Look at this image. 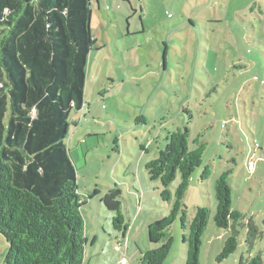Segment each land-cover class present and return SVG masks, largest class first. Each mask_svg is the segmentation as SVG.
Returning a JSON list of instances; mask_svg holds the SVG:
<instances>
[{
	"label": "rangeland",
	"instance_id": "rangeland-1",
	"mask_svg": "<svg viewBox=\"0 0 264 264\" xmlns=\"http://www.w3.org/2000/svg\"><path fill=\"white\" fill-rule=\"evenodd\" d=\"M92 9L97 41L85 105L72 111L66 139L86 200L84 264H125L123 257L144 264L142 252L160 246L148 241L147 228L171 215L181 175L165 201L161 180L146 166L165 148L167 132L186 126L191 149L206 144L182 200L190 219L199 207L210 211L199 264H240L259 254L264 260V0H92ZM224 173L243 217L236 252L219 261L232 234L215 223L216 182ZM111 189L122 194L126 236L102 202ZM250 220L259 229L252 248ZM181 221L178 213L163 264H186ZM8 249L0 232V264Z\"/></svg>",
	"mask_w": 264,
	"mask_h": 264
},
{
	"label": "trees",
	"instance_id": "trees-1",
	"mask_svg": "<svg viewBox=\"0 0 264 264\" xmlns=\"http://www.w3.org/2000/svg\"><path fill=\"white\" fill-rule=\"evenodd\" d=\"M92 11V0H0V232L9 243L4 264H84L87 238L81 208L86 200L79 194L66 139L72 111L85 105L88 61L97 41ZM189 136V126L168 131L160 156L147 163L151 179L163 184L165 201L173 197L170 187L178 174L181 181L171 215L147 228L148 241L160 246L142 253L144 264L164 263L173 245L169 229L178 213L186 264L200 263L210 211L199 207L190 219L182 200L206 144L191 149ZM210 173L207 166L203 179ZM121 197L119 189H111L102 202L126 236L130 224L125 223ZM216 197L215 223L232 230L218 256L223 261L238 248L236 225L243 217L232 206L228 173L218 178ZM248 226L252 248L259 229L253 220ZM240 264L264 260L259 254L247 262L242 258Z\"/></svg>",
	"mask_w": 264,
	"mask_h": 264
},
{
	"label": "built area",
	"instance_id": "built-area-1",
	"mask_svg": "<svg viewBox=\"0 0 264 264\" xmlns=\"http://www.w3.org/2000/svg\"><path fill=\"white\" fill-rule=\"evenodd\" d=\"M122 261H123V263L126 264L128 262V259L126 257H123V260Z\"/></svg>",
	"mask_w": 264,
	"mask_h": 264
},
{
	"label": "crops",
	"instance_id": "crops-1",
	"mask_svg": "<svg viewBox=\"0 0 264 264\" xmlns=\"http://www.w3.org/2000/svg\"><path fill=\"white\" fill-rule=\"evenodd\" d=\"M131 219V216L129 217ZM138 249L141 250V246L137 245ZM142 252V251H141ZM143 253V252H142Z\"/></svg>",
	"mask_w": 264,
	"mask_h": 264
}]
</instances>
